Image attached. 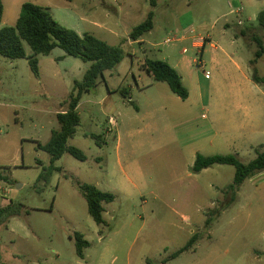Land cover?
Instances as JSON below:
<instances>
[{
    "label": "rangeland",
    "instance_id": "obj_1",
    "mask_svg": "<svg viewBox=\"0 0 264 264\" xmlns=\"http://www.w3.org/2000/svg\"><path fill=\"white\" fill-rule=\"evenodd\" d=\"M26 2L80 35L120 46L124 59L81 97V124L68 145L87 160L64 154L46 187L37 180L51 157L38 143L60 129L57 115L91 64L58 48L37 57V78L28 58L0 55V172L12 181L0 182V209L25 206L0 225V264H264V173L233 195V166L192 172L198 154L248 164L264 152V84L252 81L254 68L264 77V54L256 56L264 0H156L155 8L151 0H4L0 30L16 26ZM151 11L153 30L132 41ZM147 59L175 68L189 98L156 82L143 68ZM237 101L249 114H231ZM232 121L258 130L230 134ZM84 185L115 195L104 204L105 225L90 216ZM76 233L90 243L85 259Z\"/></svg>",
    "mask_w": 264,
    "mask_h": 264
},
{
    "label": "trees",
    "instance_id": "obj_2",
    "mask_svg": "<svg viewBox=\"0 0 264 264\" xmlns=\"http://www.w3.org/2000/svg\"><path fill=\"white\" fill-rule=\"evenodd\" d=\"M73 2V0H68ZM152 7H156V0H151ZM4 0H0V25L4 18ZM155 12L151 11L145 21L134 27L129 37L132 41H139L142 37L149 34L154 28ZM258 22L264 29V11L258 16ZM259 44L261 43L258 40ZM27 44L33 55L29 56L25 50ZM61 49L67 56L90 63L83 79L75 81L73 92L70 95L68 110L57 115L60 129L52 132L50 140L46 144L38 143L37 148L48 153L51 157V165L45 168L38 177L37 183L42 182L46 187L54 171H61L55 166L64 154L69 153L79 161H86L87 157L80 149L68 145L77 128L81 124L78 106L84 93L95 89L100 80H104L107 71L114 70L124 59V52L120 46H112L98 39L91 34L80 35L76 31L59 24L50 12L34 3L26 2L21 7V13L15 27H5L0 30V55L8 59H29V65L34 75L40 77L38 56H49L55 49ZM264 54V47L256 56ZM144 70L149 73L156 82L168 84L171 91L182 100L189 98V91L183 84L180 73L163 61L147 59L143 65ZM252 81L257 85L264 84V77L259 76L257 70ZM136 109H138L135 106ZM215 165H230L236 169L233 184L229 185V193L236 195L244 182L248 179L264 173V152L258 153L257 157L248 164L242 163L235 155H213L204 156L198 154L192 167L194 174H200ZM0 182L11 183L7 175L0 172ZM35 187H38L37 185ZM84 195L88 212L98 225H105L104 204L115 201V195L104 192L94 185H84L80 187ZM25 206L22 203L10 202L7 206L0 209V225L7 223L10 219L19 217L23 214ZM25 213H29L26 211ZM76 252L80 259H85V250L90 247V243L81 233L75 234ZM197 237H192L189 242L180 250L175 252L172 257L177 258L182 253L190 250L196 243Z\"/></svg>",
    "mask_w": 264,
    "mask_h": 264
},
{
    "label": "crops",
    "instance_id": "obj_3",
    "mask_svg": "<svg viewBox=\"0 0 264 264\" xmlns=\"http://www.w3.org/2000/svg\"><path fill=\"white\" fill-rule=\"evenodd\" d=\"M235 65H236L237 69H240L241 71L243 70V67L241 65H239V64H235ZM230 109H231V114H243V115L249 114V107L247 106L246 103H243V101L233 102L230 106ZM216 124H217V120L214 122V125L212 126L213 127V133L215 136H218L222 132H220L219 130H216V128H217ZM230 124L232 125V126L230 125L231 128H229L230 134L240 133V132H244L246 130L251 131V132H255L258 130L254 124H252L251 126L244 125L243 127L242 126H236V123H234L233 121ZM233 125H235V126H233Z\"/></svg>",
    "mask_w": 264,
    "mask_h": 264
},
{
    "label": "built area",
    "instance_id": "obj_4",
    "mask_svg": "<svg viewBox=\"0 0 264 264\" xmlns=\"http://www.w3.org/2000/svg\"><path fill=\"white\" fill-rule=\"evenodd\" d=\"M172 42H174V40H172V39H167L164 43L166 44V45H168V44H171ZM210 75L209 74H206V77H209Z\"/></svg>",
    "mask_w": 264,
    "mask_h": 264
}]
</instances>
